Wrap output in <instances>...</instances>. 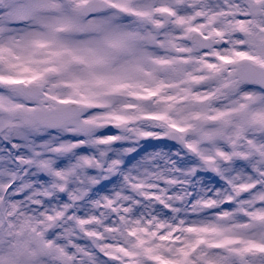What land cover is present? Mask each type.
Here are the masks:
<instances>
[{"label": "snow or ice", "instance_id": "obj_1", "mask_svg": "<svg viewBox=\"0 0 264 264\" xmlns=\"http://www.w3.org/2000/svg\"><path fill=\"white\" fill-rule=\"evenodd\" d=\"M0 264H264V0H0Z\"/></svg>", "mask_w": 264, "mask_h": 264}]
</instances>
